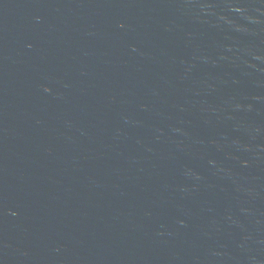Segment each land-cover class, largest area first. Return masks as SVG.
<instances>
[{
	"label": "water",
	"instance_id": "water-1",
	"mask_svg": "<svg viewBox=\"0 0 264 264\" xmlns=\"http://www.w3.org/2000/svg\"><path fill=\"white\" fill-rule=\"evenodd\" d=\"M0 264H264V0H0Z\"/></svg>",
	"mask_w": 264,
	"mask_h": 264
}]
</instances>
